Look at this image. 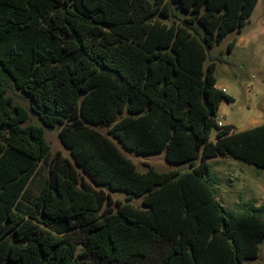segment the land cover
<instances>
[{
  "label": "trees",
  "instance_id": "16d2710c",
  "mask_svg": "<svg viewBox=\"0 0 264 264\" xmlns=\"http://www.w3.org/2000/svg\"><path fill=\"white\" fill-rule=\"evenodd\" d=\"M257 2L0 0V264H241L258 256L264 205L228 213L209 165L230 156L264 169V123L218 125L222 101L233 99L217 88L222 59L212 53ZM30 113L60 127L73 160L51 158ZM94 126L110 127L125 150L164 152L190 170L140 172ZM41 163L48 175L35 192ZM101 187L124 192L125 202Z\"/></svg>",
  "mask_w": 264,
  "mask_h": 264
},
{
  "label": "rangeland",
  "instance_id": "374dc122",
  "mask_svg": "<svg viewBox=\"0 0 264 264\" xmlns=\"http://www.w3.org/2000/svg\"><path fill=\"white\" fill-rule=\"evenodd\" d=\"M232 40L236 43L232 51H229L228 45ZM212 53L222 59L217 62L215 70L217 84L224 87L227 95L234 98L231 103L222 101L218 121L232 125L234 129L240 127V124L251 127L252 119H258L257 122L264 123V0H258L244 26L240 30L229 32L221 43L214 46ZM8 95L13 97L15 103L30 111L29 100L23 93L9 88ZM125 115H127L126 112L120 117ZM29 124L43 127L45 139L50 146L51 158L59 153L62 157L73 160L70 151L60 140V127L47 128L32 113H30ZM94 128L117 143L122 153L133 161L140 172H145L149 167L159 172L177 169L183 173L190 170L188 164L174 165L167 162L164 152L138 154L125 150L117 139L109 134L110 127L94 126ZM215 136L214 130L213 140ZM209 165L210 177L215 183L218 199L228 213L236 217L244 215L243 205L249 201H256L257 206L264 205V169L230 156L213 158L209 160ZM78 171L83 175L80 169ZM37 172L31 186L35 192L48 175L47 165L41 163ZM101 188L110 194L113 201L125 202L124 192ZM141 200L142 197H135L130 202L141 206ZM241 264H264V239L259 245L258 256L245 259Z\"/></svg>",
  "mask_w": 264,
  "mask_h": 264
},
{
  "label": "crops",
  "instance_id": "0c3cea01",
  "mask_svg": "<svg viewBox=\"0 0 264 264\" xmlns=\"http://www.w3.org/2000/svg\"><path fill=\"white\" fill-rule=\"evenodd\" d=\"M234 48V47H233ZM217 88L218 89H225L224 87H221V86H219L218 84H217ZM226 94H227V92H226ZM230 96V95H229ZM232 97V96H231ZM232 99H233V101H234V98L232 97ZM221 107V106H220ZM220 110V109H219ZM219 113V112H218ZM254 120V121H253ZM258 121V119H252L251 120V124H253V125H251V127H254V126H256V125H259V124H262V122H257ZM223 124V123H222ZM223 126H232V125H229V124H223ZM240 127H237L235 130L236 131H239V130H245V129H248V127L246 126H244V125H242V124H240L239 125ZM250 126H249V128H251Z\"/></svg>",
  "mask_w": 264,
  "mask_h": 264
},
{
  "label": "built area",
  "instance_id": "2783aa9c",
  "mask_svg": "<svg viewBox=\"0 0 264 264\" xmlns=\"http://www.w3.org/2000/svg\"><path fill=\"white\" fill-rule=\"evenodd\" d=\"M222 92L226 93V89H221ZM219 126H223V124L221 122L218 123Z\"/></svg>",
  "mask_w": 264,
  "mask_h": 264
}]
</instances>
